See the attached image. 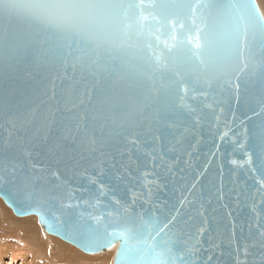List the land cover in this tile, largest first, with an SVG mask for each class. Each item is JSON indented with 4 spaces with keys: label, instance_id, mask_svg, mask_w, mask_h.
<instances>
[{
    "label": "water",
    "instance_id": "water-1",
    "mask_svg": "<svg viewBox=\"0 0 264 264\" xmlns=\"http://www.w3.org/2000/svg\"><path fill=\"white\" fill-rule=\"evenodd\" d=\"M38 2L0 0L4 203L114 264H264L258 1Z\"/></svg>",
    "mask_w": 264,
    "mask_h": 264
},
{
    "label": "bare ground",
    "instance_id": "bare-ground-1",
    "mask_svg": "<svg viewBox=\"0 0 264 264\" xmlns=\"http://www.w3.org/2000/svg\"><path fill=\"white\" fill-rule=\"evenodd\" d=\"M257 1L264 15V0ZM1 201L0 229L3 226L4 231V227H9L15 236L10 234L5 240H0V264H114L118 245L98 255L84 253L60 238L49 235L37 216L17 217L2 199ZM26 222L29 223L28 226H25ZM30 222H35L36 232L29 230ZM18 223H24V226L19 227Z\"/></svg>",
    "mask_w": 264,
    "mask_h": 264
},
{
    "label": "snow or ice",
    "instance_id": "snow-or-ice-1",
    "mask_svg": "<svg viewBox=\"0 0 264 264\" xmlns=\"http://www.w3.org/2000/svg\"><path fill=\"white\" fill-rule=\"evenodd\" d=\"M96 6L92 3V0H51L41 5L42 8L48 10H58L71 15L74 10L87 9ZM82 16H86V13H81ZM52 226L49 225V229Z\"/></svg>",
    "mask_w": 264,
    "mask_h": 264
},
{
    "label": "rangeland",
    "instance_id": "rangeland-1",
    "mask_svg": "<svg viewBox=\"0 0 264 264\" xmlns=\"http://www.w3.org/2000/svg\"><path fill=\"white\" fill-rule=\"evenodd\" d=\"M0 203L2 204L1 199H0ZM26 217H27V216H26ZM28 217H29V216H28ZM32 217H33V216H32ZM27 224L29 225V223L26 222V223H25V226H26ZM8 225L11 227L10 224H8ZM28 225H27V226H28ZM18 226H19V227L24 226V223H23V224H19V223H18ZM36 227H37V226H36L35 222H34V223H31V222H30V228H29L30 231L36 232ZM2 228H3V226H2ZM2 228H1V229H2ZM5 228H6L7 230H5ZM11 228H12V227H11ZM32 228H33V229H32ZM1 229H0L1 234H2V236H4V237L0 236V240H5V239H6L5 237H7V235L9 236L10 234H12V235L15 236V234L10 230L9 227H4V231H3V229H2V230H1ZM31 229H32V230H31ZM34 230H35V231H34ZM7 232H11V233H7ZM3 234H6V235H3ZM100 254H102V253H100ZM90 255H98V254H90ZM69 257H70V256H69ZM97 258H100V257H97ZM6 259H7V258H6ZM6 259H5V262L8 263ZM95 259H96V257H95ZM60 264H62V263H60Z\"/></svg>",
    "mask_w": 264,
    "mask_h": 264
},
{
    "label": "clouds",
    "instance_id": "clouds-1",
    "mask_svg": "<svg viewBox=\"0 0 264 264\" xmlns=\"http://www.w3.org/2000/svg\"><path fill=\"white\" fill-rule=\"evenodd\" d=\"M47 3L46 0H39V2L36 4V7L42 8L41 5Z\"/></svg>",
    "mask_w": 264,
    "mask_h": 264
}]
</instances>
